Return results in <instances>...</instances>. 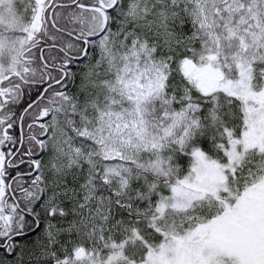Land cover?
<instances>
[{
    "label": "snow or ice",
    "instance_id": "snow-or-ice-1",
    "mask_svg": "<svg viewBox=\"0 0 264 264\" xmlns=\"http://www.w3.org/2000/svg\"><path fill=\"white\" fill-rule=\"evenodd\" d=\"M0 264H264V0H0Z\"/></svg>",
    "mask_w": 264,
    "mask_h": 264
}]
</instances>
